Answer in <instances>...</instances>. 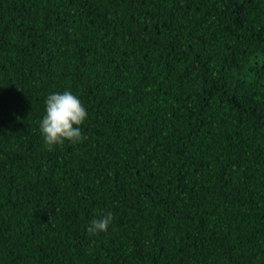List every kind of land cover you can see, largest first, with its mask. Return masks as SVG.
I'll use <instances>...</instances> for the list:
<instances>
[{"label": "trees", "instance_id": "16d2710c", "mask_svg": "<svg viewBox=\"0 0 264 264\" xmlns=\"http://www.w3.org/2000/svg\"><path fill=\"white\" fill-rule=\"evenodd\" d=\"M0 264H264V0H0Z\"/></svg>", "mask_w": 264, "mask_h": 264}, {"label": "clouds", "instance_id": "9594fccd", "mask_svg": "<svg viewBox=\"0 0 264 264\" xmlns=\"http://www.w3.org/2000/svg\"><path fill=\"white\" fill-rule=\"evenodd\" d=\"M88 118V112L80 99L70 91L51 93L45 100V114L40 120L39 128L45 146L49 151L63 146L65 142L79 144L85 138L81 125ZM113 221L111 212L93 219L87 231L90 234L106 232Z\"/></svg>", "mask_w": 264, "mask_h": 264}]
</instances>
